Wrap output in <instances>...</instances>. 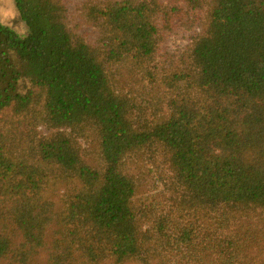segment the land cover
<instances>
[{"label":"trees","instance_id":"trees-1","mask_svg":"<svg viewBox=\"0 0 264 264\" xmlns=\"http://www.w3.org/2000/svg\"><path fill=\"white\" fill-rule=\"evenodd\" d=\"M14 3L27 33L0 22V264H264V0H210L170 70L156 58L177 6L106 0L98 40L72 0ZM116 64L162 77L164 114L122 92ZM149 147L170 176L138 199L128 161Z\"/></svg>","mask_w":264,"mask_h":264},{"label":"rangeland","instance_id":"rangeland-1","mask_svg":"<svg viewBox=\"0 0 264 264\" xmlns=\"http://www.w3.org/2000/svg\"><path fill=\"white\" fill-rule=\"evenodd\" d=\"M151 4L153 0H147ZM160 5L173 7L177 6L184 10L183 24L177 25L176 31L167 39L164 40L162 46V54L158 55L157 62L165 63V69L170 70L169 64L165 61L166 57L170 63L175 66H183L187 62L185 59L186 52L189 46L193 43L195 36L203 34L207 27V14L210 0H156ZM106 0H72L74 10H72L71 20L78 27L79 31L83 30L84 36H89L88 30L96 29L98 40H102L103 36L101 29L96 27L98 20L97 11H101ZM182 16V15H181ZM194 22L193 31L186 29L185 25ZM199 17V19H198ZM0 22L13 28L21 35L27 33L26 25L21 21L14 0H0ZM186 22V23H185ZM191 23L190 25H192ZM87 32V33H85ZM96 38V36H95ZM116 64L113 68L116 73V78L119 82L118 86L122 92L133 98L134 102L144 108L146 116L151 114H164V96L166 86L162 81V77H158L157 83L151 81L152 79L145 71L119 67ZM152 66V65H151ZM151 68V67H150ZM152 69V68H151ZM155 72V70H151ZM132 72V73H131ZM163 72V71H162ZM163 98V103L158 104L159 99ZM130 173L134 176L138 184V199L145 198L151 195L155 190L161 187L157 182L159 178L170 176V164L164 153L157 150L155 147L145 148L138 154L132 155L128 161ZM165 173V175H163ZM39 264H45V260H38Z\"/></svg>","mask_w":264,"mask_h":264}]
</instances>
